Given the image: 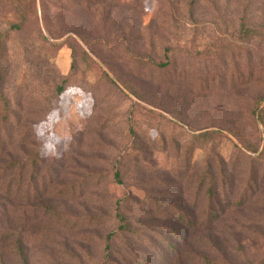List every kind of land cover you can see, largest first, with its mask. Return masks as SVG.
<instances>
[{
  "label": "rangeland",
  "instance_id": "obj_1",
  "mask_svg": "<svg viewBox=\"0 0 264 264\" xmlns=\"http://www.w3.org/2000/svg\"><path fill=\"white\" fill-rule=\"evenodd\" d=\"M197 1L0 0V178L39 153L46 188L0 181V264H264V0Z\"/></svg>",
  "mask_w": 264,
  "mask_h": 264
},
{
  "label": "trees",
  "instance_id": "obj_2",
  "mask_svg": "<svg viewBox=\"0 0 264 264\" xmlns=\"http://www.w3.org/2000/svg\"><path fill=\"white\" fill-rule=\"evenodd\" d=\"M193 2L191 3L190 7H189V11H190V14L192 17H194L196 15V3L198 2L197 0H192ZM87 2V1H86ZM87 4V3H86ZM250 20L246 19V18H242V26L245 30H249L250 28L248 27L249 24H250ZM22 27V23L20 24H12V29L13 30H18V29H21ZM249 28V29H248ZM244 30V31H245ZM246 36H248V34H246ZM8 38V34H3L0 36V104L3 105L2 107V111L4 112V117H5V125L4 127L2 128L3 132H2V139L0 141V156H4V149L6 148L7 144H6V141L7 139H10V134L9 133V124H8V120H9V115H11V112H10V109H9V101L6 99V96H5V93H4V75H3V68H2V63H1V60H2V56H3V51H4V48H3V45H4V41ZM137 62H143L145 61L146 64L143 66L144 68H146L147 70H155L156 68L157 69H164L166 68L168 65H169V61H170V58H168L166 61H163V62H159V61H156L151 55L149 54H146L144 56H135L133 55L132 56ZM102 74H103V77H106L107 80L109 81V83L113 86L116 85V87L122 89L120 87L119 84H117L112 78H110L107 74V72L104 70H102ZM124 84V83H123ZM126 86V85H125ZM124 87V86H123ZM128 87V86H127ZM126 88V87H125ZM63 89V87H59V92ZM122 91H124L122 89ZM129 91H132V88L129 89ZM254 114H256L257 116L259 117H263L264 116V108L262 107V104L258 103L254 109ZM8 134V135H7ZM257 150V149H255ZM130 152H132V150H130ZM39 153H36V155H34L31 159L27 158L21 162H16V161H11L6 167L5 169L2 171L1 170V178H0V181H5V184H6V192L8 194H10V196L13 195V186H14V180H15V175L13 174L14 170H15V167L18 166L19 168V171L20 173H25L24 176H30L29 180H28V185H27V188L25 190V197L27 198H30L32 195L31 193H36L37 191H42L43 193L46 192V188L43 187L44 184H40V180H42V178H40L39 176V173H40V168H41V164H42V159L40 158V156H38ZM215 161L213 162H209L207 164V173H208V177H204L203 180L201 181V186L203 185H206L207 186V195H208V198H209V204H208V207H210V211L213 213H215V210H214V207H215V204H216V198H215V179H214V175L212 173V169L214 167V164ZM219 167L220 166V163L218 162ZM7 176H9L8 179ZM115 176L117 178H119L120 176V172L119 170H116L115 171ZM59 177L58 175V172L57 171H54L53 174H51L50 176V181H54V180H57ZM45 179V182H46V179H47V176H43V180ZM84 187H82L81 185H79V187L75 188V189H72L70 191H66L65 188H61L58 192H57V195L58 196H61V197H65L67 196L68 193H70L69 195L71 197H74L76 195V193L78 191H81L83 190ZM117 208H119V206H117ZM47 210L49 211H53L52 208L50 207H47ZM118 219H120L121 221H124V216L121 214L120 210L117 209L116 210V215ZM122 226V225H121ZM127 227V224H123V228H126ZM19 239H17V243H16V247L18 249V252L19 254L21 255V257H24V252H23V242L21 241V236H19ZM112 237V235L109 236V239ZM7 240V237H3L0 241L1 243H4L5 241ZM166 244H168L167 246H169V248L171 249L172 252H176L177 251V248L178 246H176V244H171V242L169 241H166L165 242ZM169 261V260H168ZM166 264H180V261L179 259H176V262H165ZM210 263V261H209Z\"/></svg>",
  "mask_w": 264,
  "mask_h": 264
},
{
  "label": "clouds",
  "instance_id": "obj_3",
  "mask_svg": "<svg viewBox=\"0 0 264 264\" xmlns=\"http://www.w3.org/2000/svg\"><path fill=\"white\" fill-rule=\"evenodd\" d=\"M43 154L44 155H49V154H53L55 155V148H54V145L52 144H45L44 145V148H43Z\"/></svg>",
  "mask_w": 264,
  "mask_h": 264
}]
</instances>
